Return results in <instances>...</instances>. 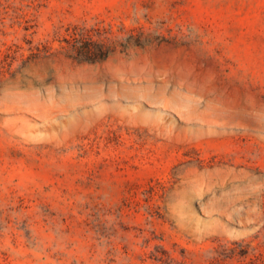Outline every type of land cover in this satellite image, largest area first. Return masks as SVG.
<instances>
[{
  "label": "rangeland",
  "instance_id": "rangeland-1",
  "mask_svg": "<svg viewBox=\"0 0 264 264\" xmlns=\"http://www.w3.org/2000/svg\"><path fill=\"white\" fill-rule=\"evenodd\" d=\"M0 264H264V0H0Z\"/></svg>",
  "mask_w": 264,
  "mask_h": 264
},
{
  "label": "trees",
  "instance_id": "trees-1",
  "mask_svg": "<svg viewBox=\"0 0 264 264\" xmlns=\"http://www.w3.org/2000/svg\"><path fill=\"white\" fill-rule=\"evenodd\" d=\"M86 37H83V36H81L80 37V40H84ZM92 41H88L87 43H83L82 44V46H83V53H85V55H89L90 53L92 54V53H94V50H92L91 49V45H92V43H91ZM95 46V45H94ZM94 46H92V47H94ZM96 49H97V51H98V47H95ZM100 56L99 57H102V54H99Z\"/></svg>",
  "mask_w": 264,
  "mask_h": 264
}]
</instances>
